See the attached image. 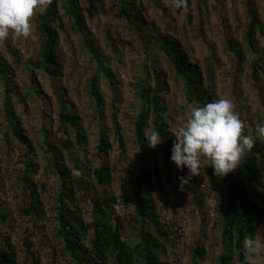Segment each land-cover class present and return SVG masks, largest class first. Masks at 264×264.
<instances>
[{
  "label": "rangeland",
  "instance_id": "374dc122",
  "mask_svg": "<svg viewBox=\"0 0 264 264\" xmlns=\"http://www.w3.org/2000/svg\"><path fill=\"white\" fill-rule=\"evenodd\" d=\"M78 3L87 34L83 37L71 31L70 23L64 22L69 36L65 40L61 33L58 66L51 73L32 68L35 74L32 80L30 69H27V62H35L39 56L36 16L41 13L32 19L29 39L15 36L8 39L18 60L12 59L4 42L0 43V56L10 67L8 81L17 88L10 95L8 112L4 101L5 82L0 81V214L4 215V220L0 219V245L4 246L5 238L10 240L14 264H35V258L40 264H76L57 232L55 219L62 180L50 165L49 154L45 151V137L52 136V142L58 147L66 140L72 142L71 148L63 149V164L74 182L83 178L91 187L90 194L116 198L118 203L112 209L122 221L124 242L137 243L141 214H146L144 224L153 231L147 218L151 207L165 234L158 237L161 248L154 249L156 263L211 264L221 251L220 231L215 225L219 194L207 172V161L203 162L200 175L193 177L191 185L181 190L178 177L188 176V170L180 171L173 163L169 174L163 163L170 160L172 147L167 151L163 142L155 148L150 147L157 154V166L147 165L135 146L133 127L135 121L145 115L148 129L154 128L152 105L148 99H140L138 93L142 86L151 90L155 87V71L164 75L165 90L157 96L161 107L168 112L158 123H162L173 141L172 132L177 122L185 120L194 108L184 99L182 81L172 76L166 55L154 41L160 32L179 40L189 59L197 61L203 73L205 66L211 70L217 97L231 100L245 122L246 134H255L256 126L264 123V101L260 98L264 96V55L257 88L251 80L254 56L244 49L245 62L239 74L233 54L225 47L228 28L236 40L242 42V0H206V3L186 0V10L176 9L171 0H131L129 16L138 12L146 23L153 24L151 36L144 32L142 38L136 34L135 22L124 17L120 0H78ZM255 4L264 24V0H255ZM258 40L264 54V34ZM86 41L98 48L100 61L113 74L114 85L102 76L98 60ZM207 42L215 45V54ZM93 75L99 76L101 109L88 94V79ZM60 100L70 102L73 107L67 106L66 110L81 118L80 132L87 137L86 145H78L76 131L59 118ZM115 122L121 126L123 149L116 141ZM15 123L33 146L32 152H26L14 139L11 125ZM100 132L111 146L106 155L97 153ZM250 155L255 160L257 181L261 186L251 183L247 186L255 192L252 198L263 212L260 221L255 222L253 233L246 237L264 240V144L258 142ZM102 166L108 169L103 183L99 180ZM148 180L151 185L146 184ZM75 190L74 198L82 210V219L86 223L93 222L89 200L83 198L80 188ZM136 191L140 193L145 210L132 198ZM32 194L36 199L30 197ZM31 205L41 209L38 212L41 217L28 208ZM108 224L113 225L112 218ZM200 247L206 253L204 260L194 256ZM107 264H113L111 256Z\"/></svg>",
  "mask_w": 264,
  "mask_h": 264
},
{
  "label": "trees",
  "instance_id": "16d2710c",
  "mask_svg": "<svg viewBox=\"0 0 264 264\" xmlns=\"http://www.w3.org/2000/svg\"><path fill=\"white\" fill-rule=\"evenodd\" d=\"M120 2L122 4L121 11L124 17L128 21L135 22L133 27L136 30L137 36L142 38L144 32L149 33L148 35L151 36L150 32L154 31L152 30L153 24L146 23L145 18L138 12H133L132 15L129 16L132 6L131 0H120ZM203 2L206 3V0H203ZM242 7L244 12L242 42L237 41L228 28L225 38V47L233 54L237 67L236 70L239 74L242 72L241 69L245 62L244 49H246L250 55L254 56L251 80L253 81V85L258 88L260 82L259 69L262 68L260 63L264 55L263 50L260 48L258 38L264 34V24L258 10H256L257 6L255 0H242ZM65 21L70 23L69 29L71 31L79 33L83 37L86 36L87 28L84 25V19L78 0H53V3L46 12L36 16V30L40 38V51L38 59L35 62H27V69H30L29 73L32 80L35 76L32 68H34L35 71L40 70L51 73L54 71L55 67L58 66V46L61 33H63V38L65 40L69 36V30L64 26ZM155 31L157 32V30ZM154 41L158 43L159 48L166 55L171 66L170 72L172 76L175 80L180 79L182 81L184 99L187 103L194 105L195 108L219 99L214 91L211 70L205 66V72L203 73L197 61L189 59L179 40L169 36L167 33L157 32ZM4 44L12 59L18 60L17 52L12 48L9 40H6ZM86 44L92 55L98 60L100 71L103 74L102 76L111 86L114 85L113 74L111 70L105 68L100 61L98 48L94 46L91 41H86ZM207 46L212 53L215 54V45L211 42H207ZM9 70L10 67L7 66L6 61L0 56V81L5 82L4 101L8 112L10 110V95H13L12 93H15L17 90V88L8 81L10 76ZM155 74V87L151 90L142 86L138 95L140 99H148L150 105H152V110L155 114V121L153 123L154 128L152 130L160 134L163 139L162 142L165 145L164 148L169 151L168 148L173 147V140L162 123H158V120H163L164 115L168 113L166 108L161 107V102L157 96L158 93L165 90V79L163 78V72L155 71ZM97 75H93L88 79V94L97 108L101 109L103 100L99 93V76ZM150 94L153 95L150 96ZM260 98L264 101V96ZM61 99H63V96ZM60 106L61 108L58 112L59 118L63 124L76 131L75 142L81 146L86 145L87 137L80 132L81 118L76 113L66 110L67 106L73 107L72 104L60 100ZM145 117V115H141L139 119L135 121L133 127L135 146L139 150L142 161L146 162L147 165L154 164L157 166V154L147 145L143 136V131L148 129ZM11 131L14 139L24 146L26 152L29 150H31V152L33 151V146L25 136V133L18 127V124L15 123L11 125ZM114 133L118 146L123 149L124 143L121 134V126L116 125ZM52 141H54L52 136L45 137V151L49 154V163L62 180V191L58 197L60 206L58 208V215L55 219L58 225L57 232L59 238L64 243L66 252L72 256L76 264H107L110 256L112 257L113 264H158L156 263V253L154 249L161 248L158 237H163L165 234L163 233V226L158 222L157 215L154 213V209L150 207L147 214L148 217L146 216L150 219L148 225L152 223L153 231H150V226L144 224L146 214H141L140 228L137 232V243L130 244L124 242L121 236L123 229L122 221L118 216H115L112 209V206L118 203L116 198L113 196L99 198L95 196V194H90L89 190L91 187L87 185L86 182H83V178L74 182L71 178V172L63 164V149L68 150L71 148L72 142L69 140L62 143L60 142L61 146L58 147L57 144ZM97 146V153L99 155H106L107 150L111 147L107 137L102 132H100ZM163 163L164 166L166 165L168 173L171 174L170 167L174 162L169 160L163 161ZM209 165L210 161H207V172L212 182L218 188L219 194V201L215 207V225L220 231L221 247L220 255L217 256L211 264H244V240L247 235L253 233L255 222L260 221L263 212L259 204L252 198L255 192L247 186L248 183L261 186L257 181L258 171L256 169L255 160L250 153L245 154L241 160L240 167L229 173L226 177L216 176L213 168ZM101 173L99 180L103 183L108 174L106 166L101 167ZM181 176L184 175H180V177ZM146 184L151 185V182L148 180ZM76 188H80L84 192L83 198L89 200L93 212L92 216L94 217V221L91 223H86L82 219V210L79 209L77 200L74 198ZM30 197L36 199L33 194ZM132 198H134L136 203L140 204L141 208H144V202L141 200L138 191L134 192ZM37 203L40 205L41 202L37 200ZM68 204L71 206H68ZM28 208L37 211L35 214L41 217L40 213H38L41 212V209L35 208L33 205L28 206ZM143 210H145V208ZM110 218L113 220V225L108 224ZM0 219L4 220L3 214H0ZM88 236L89 238H87ZM84 241H87V245L84 244ZM13 250L14 248L10 240L5 238L4 246L0 245V264H14ZM204 254H206L204 248L200 247L196 249L194 256L204 260ZM34 263L40 264V260L35 258Z\"/></svg>",
  "mask_w": 264,
  "mask_h": 264
},
{
  "label": "clouds",
  "instance_id": "9594fccd",
  "mask_svg": "<svg viewBox=\"0 0 264 264\" xmlns=\"http://www.w3.org/2000/svg\"><path fill=\"white\" fill-rule=\"evenodd\" d=\"M53 0H0V43L10 36L29 39L32 19L48 10ZM176 9H187L186 0H171ZM175 139L170 160L177 169L188 170V176L178 177L180 189L191 185L199 176L204 161L216 176L226 177L240 167L246 153L259 142L264 144V123L258 124L254 135L245 132V122L229 99L221 98L193 108L185 120L178 121L172 132ZM147 145L155 148L163 141L157 131H143ZM244 264H264V240L246 237L243 244Z\"/></svg>",
  "mask_w": 264,
  "mask_h": 264
}]
</instances>
